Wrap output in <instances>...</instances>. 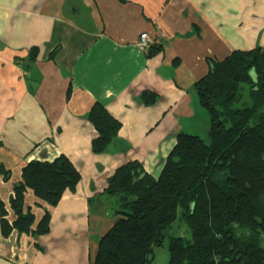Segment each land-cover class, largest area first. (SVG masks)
<instances>
[{
	"label": "crops",
	"instance_id": "crops-1",
	"mask_svg": "<svg viewBox=\"0 0 264 264\" xmlns=\"http://www.w3.org/2000/svg\"><path fill=\"white\" fill-rule=\"evenodd\" d=\"M142 32L157 40L152 56L137 46ZM258 46L264 0H0V198L9 208L32 160L64 154L81 173L55 206L27 191L33 227L49 210L50 231L4 236L0 223V264H92L118 218L109 178L131 161L158 178L180 133L207 136L195 83L209 60ZM144 91L158 95L153 105ZM96 102L122 124L98 154ZM158 251L153 264L166 262Z\"/></svg>",
	"mask_w": 264,
	"mask_h": 264
},
{
	"label": "trees",
	"instance_id": "trees-1",
	"mask_svg": "<svg viewBox=\"0 0 264 264\" xmlns=\"http://www.w3.org/2000/svg\"><path fill=\"white\" fill-rule=\"evenodd\" d=\"M37 53L38 47L31 49L32 59ZM209 64L195 83L210 117L207 136L180 133L158 178L138 161L116 170L104 193L118 218L99 238L92 264H153L167 238L171 264H264V48L235 50ZM141 99L153 105L158 95L144 91ZM87 117L97 131L92 150L104 153L122 124L100 102ZM80 180L64 154L30 161L13 187L9 208L0 198L3 235L48 233L51 213L46 210L34 228L27 191L55 206ZM178 217L190 238L169 233Z\"/></svg>",
	"mask_w": 264,
	"mask_h": 264
},
{
	"label": "rangeland",
	"instance_id": "rangeland-1",
	"mask_svg": "<svg viewBox=\"0 0 264 264\" xmlns=\"http://www.w3.org/2000/svg\"><path fill=\"white\" fill-rule=\"evenodd\" d=\"M168 230H169V233L173 235H182L188 238H190V235H191L189 228L186 226V224L183 222L182 218L180 217H178L172 224L168 226ZM167 243H168V238L165 241L164 247L162 246L156 249V250H159L158 252L160 255L163 254L162 252L166 254V262L164 263L162 259L161 261L159 260L157 264H171L169 262L170 259L168 256L169 252L167 249ZM260 245L264 247V237L263 236L260 238Z\"/></svg>",
	"mask_w": 264,
	"mask_h": 264
},
{
	"label": "built area",
	"instance_id": "built-area-1",
	"mask_svg": "<svg viewBox=\"0 0 264 264\" xmlns=\"http://www.w3.org/2000/svg\"><path fill=\"white\" fill-rule=\"evenodd\" d=\"M157 40L147 32H142L137 40L139 50L148 52L149 48L156 44Z\"/></svg>",
	"mask_w": 264,
	"mask_h": 264
}]
</instances>
